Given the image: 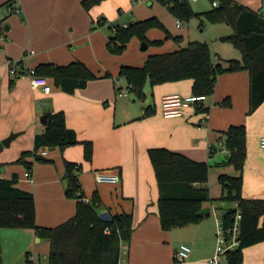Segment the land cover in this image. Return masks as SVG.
Listing matches in <instances>:
<instances>
[{
  "label": "crops",
  "instance_id": "obj_1",
  "mask_svg": "<svg viewBox=\"0 0 264 264\" xmlns=\"http://www.w3.org/2000/svg\"><path fill=\"white\" fill-rule=\"evenodd\" d=\"M81 1L15 0L20 11L8 14V0H0V142L12 132L19 133L0 149V177L15 176L16 185L34 196L36 225L53 227L71 218L78 202L65 194V162L81 164L78 179L83 201L86 199L88 203L97 194L99 216L107 214L110 219L123 212L132 215L131 238L121 244L117 264H212L208 259L215 250L216 219L221 209L230 205L216 207V201L210 200V205L203 204L202 208H209V213L212 209L213 219L203 217L197 223L163 230L158 215V186L148 149L163 147L195 161L207 162L209 185L216 175L218 178L222 173L239 174L231 165L220 164L228 155L220 131L230 125L244 124L246 158L241 193L245 198L264 199V148L259 144L264 137V101L248 113L247 70L219 74L214 92L180 116L164 117L161 100L168 94L191 95L190 79L154 86L146 82L143 99L133 96L130 100L133 93L129 89L126 96H119L116 89L128 87L126 80L118 75L120 67L141 66L149 55L134 50L137 41L133 38L128 42L131 51L110 53L106 47L110 37L106 29L113 33L110 26L156 17L171 37H179L168 38L163 29L150 28L146 32L149 41L171 40L170 44L164 43L162 50H155L161 53L184 47L190 41L189 29L182 28L181 20L155 0H103L89 10ZM235 1L262 15L264 0ZM100 17L105 22L93 28ZM220 30L215 37L223 42L222 37L232 32ZM213 54L217 60L216 53ZM219 57L221 62L238 59ZM77 60L96 78L73 93L61 91L46 76L27 75V71L40 63L67 65ZM11 67H15L18 75L11 74ZM45 84L49 85V91L44 90ZM225 99L229 103H223ZM147 107L150 109L146 114ZM46 110L64 112L65 124L76 132L78 141L92 143V157L90 161L84 160L81 143L62 151L47 148L44 155L47 161L39 162L32 156L25 158L31 163V181H28L24 176L25 163L16 160L23 151L33 148L35 134L44 128L40 116ZM100 171L117 174L119 181L97 182L95 175ZM181 244L191 250L186 259L176 262L175 254ZM11 247H16L21 256L24 253L25 260L32 264L36 252L47 258L49 243L33 228L0 227V264H7L6 257L13 259L9 264L19 262L18 256L13 258ZM220 259L225 262V255ZM242 264H264V240L243 249Z\"/></svg>",
  "mask_w": 264,
  "mask_h": 264
},
{
  "label": "trees",
  "instance_id": "obj_2",
  "mask_svg": "<svg viewBox=\"0 0 264 264\" xmlns=\"http://www.w3.org/2000/svg\"><path fill=\"white\" fill-rule=\"evenodd\" d=\"M102 1L82 0L81 4L89 10ZM157 1L165 5L181 21L187 22L193 17L203 16L211 22H226L233 31L222 37V40L231 42L239 49L241 57L221 62L219 58L216 60L206 41L190 40L177 50L147 56L141 66L122 65L118 75L126 80L129 91L136 98L143 99L146 82L154 86L190 79L192 94L209 96L214 92L219 74L247 70L248 113L253 112L264 101V15L235 0H218L217 6H212L204 12L193 11L188 0ZM104 22L103 17L98 18L93 28ZM110 27L113 33L106 47L110 53L116 55L125 50L133 36L149 45L161 43L147 39L146 32L153 27L163 29L168 38L175 40L179 38L171 37L156 17L137 20L125 26ZM34 73L50 78L54 86L66 93L84 88L90 80L96 78L94 73L79 60L67 65L40 63L34 67ZM9 86H13V81H10ZM223 103L229 102L225 99ZM149 109L150 107L146 108V114L149 113ZM46 113H48L46 123L43 130L35 134L33 148L23 151L16 162L25 163L28 168L31 167V163L25 161L28 156L39 162L47 161L44 156L39 155L41 149L56 147L62 151L77 143L83 146L84 160L90 161L92 143L78 141L76 132L65 124L64 112L46 110ZM220 138L228 151L227 159L220 164L231 165L239 174L219 175L222 196L218 199H211L209 194L207 162L195 161L184 154L163 147L148 149L158 186V215L161 228L170 230L200 221L205 215H198L197 212L202 209L206 200L230 203V206H225L230 209L229 213L223 214L222 218L226 225H230L235 210L239 209L241 213L239 245L225 253L224 263L242 264L243 249L264 240V199L245 198L241 193L242 170L246 158L244 124L230 125L226 130L220 131ZM2 147L3 144L0 142V149ZM213 152L214 147L211 146L209 153ZM80 170L81 164L65 162V194L76 198L78 202L74 215L53 227L36 225L34 196L16 185L15 176L11 179L0 177V227L33 228L40 238L46 239L49 243L46 261L32 262V264H117L119 262L121 244L131 238L132 215L123 212L111 216L110 219L100 218L97 212L100 204L98 195L93 194L88 203L83 201L84 195L78 179ZM234 203L237 207H234Z\"/></svg>",
  "mask_w": 264,
  "mask_h": 264
},
{
  "label": "built area",
  "instance_id": "obj_3",
  "mask_svg": "<svg viewBox=\"0 0 264 264\" xmlns=\"http://www.w3.org/2000/svg\"><path fill=\"white\" fill-rule=\"evenodd\" d=\"M211 5L214 7L217 6L218 0H212ZM6 10L8 14L16 13L20 11V7L16 4L15 0H10L6 5ZM262 15H264V9ZM1 25L2 22L0 21V28ZM10 72L15 76L18 75V72L16 71L15 67H11ZM30 74H35L34 70L31 69L27 71V75ZM43 88L45 91H49L50 89L49 85L47 84H45ZM128 89L129 86L125 89H116V93L119 96H126L128 93ZM205 98L206 96L204 95L196 94H191L188 96H181L179 94H168L162 97L161 112L164 117L180 116L185 113L186 109L205 100ZM259 144L262 148H264V137L260 139ZM38 153L39 155L44 156L47 153V148L41 149ZM24 176L28 181H31V167L26 168ZM95 178L97 182L104 183H116L119 181V176L117 174H113L108 171L97 172ZM84 201L87 202L86 199ZM234 207H237L236 203H234ZM229 211L230 209L225 207L221 210L220 216L216 219L215 250L214 254L208 259V261L212 264H225L224 262H221V256H224L227 251L233 250L239 245L238 235L241 213L239 209H236L233 214V221L230 225H226L223 221L222 215L228 214ZM190 250L191 249L188 245L181 244L175 254L176 262H180L186 259L190 253Z\"/></svg>",
  "mask_w": 264,
  "mask_h": 264
},
{
  "label": "rangeland",
  "instance_id": "obj_4",
  "mask_svg": "<svg viewBox=\"0 0 264 264\" xmlns=\"http://www.w3.org/2000/svg\"><path fill=\"white\" fill-rule=\"evenodd\" d=\"M154 2H157L158 4L160 3L157 0H155ZM189 5L193 11L202 12V10H205L206 8L210 9L211 2L209 0L189 1ZM262 9H264V6L262 7ZM262 9H261V11H262ZM181 22H182V28L185 27L186 29H189L188 38L190 40L208 41L210 44L211 50L212 49L214 50L213 53H216L217 58L219 56H221L224 59H228V58L240 59L241 53H240L239 49H237L231 42L226 41V40H222L223 42H221V40H219L217 37H215L217 33L221 32L220 29L226 30L228 33H231L233 31L232 27L229 24H227L226 22H211V21H208L203 16L201 18L193 17L187 22L186 21H181ZM217 26H220L221 28L218 29V28H216ZM106 30H108L109 35H112V30H110V29H106ZM132 38L137 41L135 46H133L134 50L140 51L144 55L161 53L160 51L157 52L155 50L160 49V48H161L160 50H162L163 49L162 47H163L165 42H167L169 44L171 43V40L168 39L162 43H151L148 48L141 50L142 42L139 41V38L136 36H133ZM132 38L130 40H132ZM129 43H130V41H129ZM129 43L127 44V47L125 48V50H127V51L132 50L131 49L132 47L129 46ZM133 96H134L133 94H130L129 99L132 100L134 98ZM215 166L216 165L214 164L211 167L214 168ZM223 172H226V171H223ZM211 176H214V175L211 174ZM208 186H209V189H210V187L212 188V189H210V193H209L210 195L217 196L216 199L221 197L222 190H221L217 175L215 176V179H213L212 183L209 184ZM215 201H216V207L217 206H223V205H230V203H228V202H223V201H218V200H215ZM210 202H211L210 200H206L203 202V204H205V205L208 204V206H209ZM217 211H218V209H217ZM204 217H211L213 219L212 209H211V212L209 214H206ZM13 249H14L13 258H15V256H18V258H19V262H14V264H19V263L20 264L21 263L22 264H31L30 262H27L25 260L24 253L22 256L20 254H18L19 252H18L16 247L10 248V251H12L11 253H13ZM34 256L36 257L35 262H37V261L38 262H45L47 259L46 256L43 255L42 253L38 254L36 252ZM12 260L13 259H11V257L10 258L6 257L7 264H9L10 261H12Z\"/></svg>",
  "mask_w": 264,
  "mask_h": 264
},
{
  "label": "water",
  "instance_id": "obj_5",
  "mask_svg": "<svg viewBox=\"0 0 264 264\" xmlns=\"http://www.w3.org/2000/svg\"><path fill=\"white\" fill-rule=\"evenodd\" d=\"M147 48V44L142 42V45H141V49H146ZM47 116H48V113H45L43 115L40 116V122L45 125L46 123V119H47ZM19 135L18 132H12L10 133L7 137H5L1 143L3 144V146H8L9 143L14 139L16 138L17 136ZM54 147H49L50 150H52ZM209 213V208L205 207V208H202L200 209L197 214L198 215H205V214H208ZM100 217H102L103 219H108L109 216L107 214H100Z\"/></svg>",
  "mask_w": 264,
  "mask_h": 264
}]
</instances>
